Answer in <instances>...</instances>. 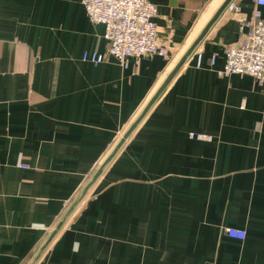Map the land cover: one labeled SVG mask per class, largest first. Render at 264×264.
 Here are the masks:
<instances>
[{
  "label": "crops",
  "instance_id": "1",
  "mask_svg": "<svg viewBox=\"0 0 264 264\" xmlns=\"http://www.w3.org/2000/svg\"><path fill=\"white\" fill-rule=\"evenodd\" d=\"M152 1L168 56L124 68L81 0H0V264L33 262L225 0ZM233 3L35 264H264V84L220 73L264 5Z\"/></svg>",
  "mask_w": 264,
  "mask_h": 264
},
{
  "label": "built area",
  "instance_id": "2",
  "mask_svg": "<svg viewBox=\"0 0 264 264\" xmlns=\"http://www.w3.org/2000/svg\"><path fill=\"white\" fill-rule=\"evenodd\" d=\"M89 19L105 26L108 52L124 68L130 59L139 65L143 55L168 56V48L159 41L155 17L158 4L152 0H81ZM232 0L229 6L234 4ZM264 5V0H255ZM237 7V6H235ZM248 30L243 32L239 43L225 49V64L220 70L223 75L247 74L258 83L264 84V17L257 11L252 20L246 23ZM243 26H241V29ZM82 60L98 65L106 62V55L97 50L85 51ZM215 63V56L212 57ZM191 138L211 139L205 133H190ZM231 237L244 239L246 231L235 227L227 228Z\"/></svg>",
  "mask_w": 264,
  "mask_h": 264
},
{
  "label": "water",
  "instance_id": "3",
  "mask_svg": "<svg viewBox=\"0 0 264 264\" xmlns=\"http://www.w3.org/2000/svg\"><path fill=\"white\" fill-rule=\"evenodd\" d=\"M232 2V0H225L224 3L221 5V7L218 9L214 17L210 20V22L207 24L205 29L202 31V33L199 35V37L196 39V41L192 44V46L187 50V52L181 57V59L178 61L176 66L172 69V71L169 73L165 81L161 84V86L157 89V91L153 94V96L150 98V100L147 102L145 107L142 109L140 114L137 116V118L134 120V122L131 124V126L126 130V132L123 134V136L119 139L117 144L115 145L114 149L109 153V155L106 157V159L103 161V163L100 164L98 169L95 171L93 176L91 177L90 181L87 183V185L84 187L80 195L77 197V199L73 202L71 207L68 209V212L66 215L61 219V221L56 225L54 230L49 235L48 239L45 241L44 245L41 247L40 251L36 255L35 259L31 264H35L38 259L43 254V251L48 247V245L53 241L55 236L59 233V231L64 226L67 218L73 213V211L80 205V203L83 201L85 196L89 193L90 189L93 187V185L96 183V181L100 178L102 173L104 172L105 168L108 166V164L112 161V159L115 157L117 152L120 150V148L124 145L126 140L131 136V134L134 132V130L137 128V126L140 124V122L143 120V118L146 116L148 111L151 109V107L154 105V103L157 101V99L160 97V95L163 93L165 88L168 86V84L171 82V80L175 77V75L178 73V71L181 69V67L186 62L187 58L190 56L192 51L195 49V47L198 45V43L202 40L206 32L209 30L211 25L216 21V19L220 16V14L227 8V6Z\"/></svg>",
  "mask_w": 264,
  "mask_h": 264
},
{
  "label": "rangeland",
  "instance_id": "4",
  "mask_svg": "<svg viewBox=\"0 0 264 264\" xmlns=\"http://www.w3.org/2000/svg\"><path fill=\"white\" fill-rule=\"evenodd\" d=\"M103 163V162H102ZM91 190V189H90Z\"/></svg>",
  "mask_w": 264,
  "mask_h": 264
}]
</instances>
